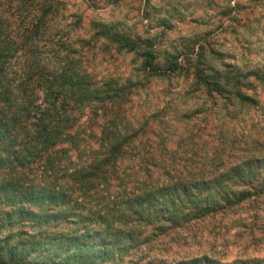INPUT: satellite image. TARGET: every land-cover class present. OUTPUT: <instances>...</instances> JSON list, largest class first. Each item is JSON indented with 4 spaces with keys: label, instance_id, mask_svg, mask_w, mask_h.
Returning <instances> with one entry per match:
<instances>
[{
    "label": "rangeland",
    "instance_id": "obj_1",
    "mask_svg": "<svg viewBox=\"0 0 264 264\" xmlns=\"http://www.w3.org/2000/svg\"><path fill=\"white\" fill-rule=\"evenodd\" d=\"M50 2L46 0V6ZM55 7L43 24L41 55L52 64L68 62L100 85L112 80L126 87L117 123L128 132L139 129L136 138L144 145V156L166 158L178 174L208 176L248 156L264 155V0H55ZM2 8L4 16L14 18L10 25L2 21L9 27L5 29L16 32L20 22L16 7L0 1ZM103 25L138 46L129 50L99 36ZM149 52L155 53V65L163 74L145 69ZM175 63L181 65L179 70H166ZM254 71L260 79L243 78L237 87L230 83L222 94L197 77L225 81L226 75ZM229 88L241 89L255 103H240ZM114 105L94 104L80 112V126L73 131L81 139L70 152L73 161L95 156L94 149H99L95 134L112 120L119 107ZM18 172L25 182L47 175L51 182L57 173L45 174L40 162ZM6 175L0 170V183ZM130 178L133 181L114 180L111 193L100 191L97 197L89 193L82 204L85 211H105L104 202L114 208L113 202L137 190L135 175ZM118 186L127 189L120 193ZM4 208L0 202V211ZM130 219H116L115 225L131 233L135 243L101 264H178L204 255L223 262L264 258V197L162 231L155 223ZM90 226L104 225L92 221Z\"/></svg>",
    "mask_w": 264,
    "mask_h": 264
},
{
    "label": "trees",
    "instance_id": "obj_2",
    "mask_svg": "<svg viewBox=\"0 0 264 264\" xmlns=\"http://www.w3.org/2000/svg\"><path fill=\"white\" fill-rule=\"evenodd\" d=\"M0 1L14 5L20 21L16 32L8 31L14 18L0 10V170L7 171L0 183V202L7 207L0 211V264L108 263L136 241L115 225L116 219L155 223L162 231L264 197L262 154L238 160L208 176L178 174L166 158L144 156V145L136 138L139 129L128 132L117 123L126 87L112 80L100 85L68 62L52 64V59L41 55L43 24L57 10L55 0L47 6L46 0ZM97 34L129 50L139 44L107 25ZM155 57L149 52L144 67L163 74ZM180 68L175 63L166 70ZM251 76L261 78L256 71L226 75V82L197 77L208 89L222 94L228 85L237 87ZM232 94L243 104L256 101L239 88ZM94 104L119 107L95 134L99 140L95 156L77 163L70 152L81 138L73 129L80 126V112ZM133 150L136 153L128 156ZM35 162H40L45 174L57 172L56 178L49 182L47 175L37 182H25L16 171L32 168ZM129 168L131 172H127ZM134 175L137 190L119 203L113 202L114 208L104 202L105 211H85L82 204L89 193L92 197L100 191L111 193L114 180L129 177L133 181L130 177ZM118 189L123 193L127 186ZM92 221L103 228L93 229ZM178 264H264V258L262 262H223L204 255Z\"/></svg>",
    "mask_w": 264,
    "mask_h": 264
}]
</instances>
